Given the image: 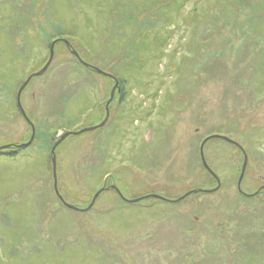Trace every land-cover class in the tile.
<instances>
[{
  "label": "rangeland",
  "instance_id": "374dc122",
  "mask_svg": "<svg viewBox=\"0 0 264 264\" xmlns=\"http://www.w3.org/2000/svg\"><path fill=\"white\" fill-rule=\"evenodd\" d=\"M180 2L0 0V264H264V0Z\"/></svg>",
  "mask_w": 264,
  "mask_h": 264
},
{
  "label": "water",
  "instance_id": "95a60500",
  "mask_svg": "<svg viewBox=\"0 0 264 264\" xmlns=\"http://www.w3.org/2000/svg\"><path fill=\"white\" fill-rule=\"evenodd\" d=\"M63 42H64V41H63ZM65 43H66V41H65ZM67 45H69V44L67 43ZM54 46H55V43L51 46V56H50L49 64H47V65L45 66V68H44L41 72L38 73V75L43 74V73L47 70V68L49 67V65H50V63H51V61H52L53 55H54V54H53ZM72 53H73V54H74V55L80 60V62L82 63V65H84L85 67H88L87 64H85L84 62H82V60L79 58V55H78V53H77L76 51L73 50ZM93 69H94V70L96 71V73H98V74H101V75L105 74V73H104L103 71H101L100 69H97V68H93ZM29 81H30V79H29V80H28V81L22 86V88H21L20 91H19V94H18V101H19V106H20V107H21V105H20V96H21V93H22V91L24 90V88L27 86V84L29 83ZM115 85H116V86L112 89L111 94H110V96H111L110 101H109L108 104L106 105V108H107V109H106V118H105V121L108 120V116H109V108H108V106H109L110 102H111V101L113 100V98H114V93H115V91L119 88V85H118L117 82L115 83ZM23 113H24V112H23ZM105 121H104L101 125H99L98 127L91 128V129H87V130H82V131H80V132H78V133H71V134H81V133H84V132H87V131H93V130H95V129L101 128V127L105 124ZM31 126H32L33 133H32V137H31L30 141H29L27 144H24V145H21V146H18V147H23V146L29 145V144H31L32 141L34 140L35 128H34L33 125H31ZM69 135H70V133L64 135V136L62 137V139H61V140H60V141L54 146L53 151H52V155H53L52 163H53L54 189H55V192H56L57 197L62 201V203L65 205V207H67L68 209H71V210H75V211H87V210H89V209H91V208L93 207V204L95 203L96 199L99 197V195L101 194V192H102L103 190H101V191L95 196L92 205H90L86 210L79 209V208H77V207H75V206H73V205H71V204L66 203V202L64 201V199L62 198V196H61L59 190H58V184H57V162H56L55 150H56L57 146H58L63 140H65ZM229 142H230V141H229ZM10 147H11V146L0 147V151L3 150V149L10 148ZM201 149H202V151H201V160L203 161L204 167L206 168L207 171H209V172L213 175L214 178H216V180H217V182H218V184H219L217 188H219V187H220V182H219L218 176H217L213 171L210 170V168H209V166H208V164H207V161L205 160L203 144H202ZM245 158H246V156H245ZM247 162H248V158L245 159V163H244V165H243V167H242V173H241V175H240V177H239V179H238V181H239V182H238V189H239V191H241V184H242V180H243V178H244L245 172H246ZM108 189H113V186L110 187V188H108ZM116 190H117V188H116ZM117 191H118L119 196L122 197V195H121V193L119 192V190H117ZM195 192H196V191H195ZM189 195H191V194L189 193L188 195L184 196V197H183L181 200H179V201H182L183 199H185V198H186L187 196H189ZM151 197L156 198V199H164V198H162V197H160V196H159V197H158V196H151ZM122 198H123L125 201H128V200L125 199L124 197H122ZM141 199H143V198H141ZM141 199L132 200V201H128V202L134 204V203H137L138 201H140Z\"/></svg>",
  "mask_w": 264,
  "mask_h": 264
},
{
  "label": "trees",
  "instance_id": "16d2710c",
  "mask_svg": "<svg viewBox=\"0 0 264 264\" xmlns=\"http://www.w3.org/2000/svg\"><path fill=\"white\" fill-rule=\"evenodd\" d=\"M179 1H181V2H183L184 0H179ZM179 3V5L177 6V9H180L181 7H182V3ZM156 3H158V1L156 2ZM156 5H159V4H156ZM111 6L112 7H110L109 6V4L108 3H105L104 1H101V2H99V4H98V7H104L105 8V11H103L102 12V14L104 15V19H105V21H107L108 19H110L111 21H114V20H116V16H117V10H116V5L114 4V3H112L111 4ZM163 15H165V16H167L166 15V13H162ZM158 38V37H157ZM159 39H161L162 41H163V43H164V41L165 40H168V37L167 36H165L164 35V37H161V38H159ZM160 40V41H161ZM156 45V44H155ZM162 46H163V44H162ZM91 69V68H90ZM92 70V69H91ZM93 71V70H92ZM0 153H2V152H0ZM209 172V171H208ZM209 174H210V176H211V178L214 180V181H216V179L212 176V174L209 172ZM217 182V181H216ZM218 183V182H217Z\"/></svg>",
  "mask_w": 264,
  "mask_h": 264
},
{
  "label": "flooded vegetation",
  "instance_id": "af4514ba",
  "mask_svg": "<svg viewBox=\"0 0 264 264\" xmlns=\"http://www.w3.org/2000/svg\"><path fill=\"white\" fill-rule=\"evenodd\" d=\"M30 139V138H29ZM264 187L262 186L261 189L259 190L260 192H264Z\"/></svg>",
  "mask_w": 264,
  "mask_h": 264
}]
</instances>
